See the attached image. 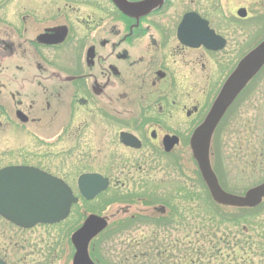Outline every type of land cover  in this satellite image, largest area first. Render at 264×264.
<instances>
[{
	"label": "flooded vegetation",
	"instance_id": "1",
	"mask_svg": "<svg viewBox=\"0 0 264 264\" xmlns=\"http://www.w3.org/2000/svg\"><path fill=\"white\" fill-rule=\"evenodd\" d=\"M125 1L136 5L146 0ZM0 3L8 9L0 13V128L29 130L39 140L46 138L41 146L50 149L67 143V157L79 153L82 159L105 160L113 171L107 176L85 172L71 182L50 167L57 152H38L35 168L62 180L77 202L68 217L55 224L27 229L3 219L17 233L0 259L7 264H16L17 256L20 264H73L72 237L96 216L106 219L108 227L90 242V259L94 264H121V259L113 262L112 251L102 245L105 232L116 219L114 233L119 236L112 241L132 242L135 239L128 234L140 231L135 228L154 225L167 215L164 206L153 204L154 181L145 179L161 170L156 165L175 152L185 153L180 132H193L203 123L239 63L264 41V0H163L148 12L132 14L124 13L113 0ZM56 70L70 72L72 78L61 77ZM45 77L49 85L38 81ZM263 89L264 67L216 132L242 96L245 129L260 128ZM65 96L72 116L79 112L91 122L57 123L54 111ZM177 114L183 120L170 123ZM172 140L176 143L167 150ZM131 172L146 175L138 183L140 189L124 200L126 206L107 213V204L96 202L113 187L124 186L122 181ZM91 174L107 179L108 187L87 199L79 179Z\"/></svg>",
	"mask_w": 264,
	"mask_h": 264
},
{
	"label": "rangeland",
	"instance_id": "2",
	"mask_svg": "<svg viewBox=\"0 0 264 264\" xmlns=\"http://www.w3.org/2000/svg\"><path fill=\"white\" fill-rule=\"evenodd\" d=\"M4 11L8 9L0 3V13ZM55 73L72 78L70 72L56 70ZM38 81L43 82V85L51 83L46 77ZM244 100V96L240 97L232 108L222 127L215 133L211 146L212 166L224 190L234 195H244L250 188L264 182V122L260 128L245 129L247 112ZM69 103V98L63 97L54 111L59 116L57 123L91 122L89 116L79 112L73 117L71 110L68 111L66 107ZM175 119L183 120V117L177 114L170 123L173 124ZM43 122L48 121L46 119ZM180 133L185 137V153L175 152L156 165V168L161 166V170L145 179L154 181L153 204L166 208L165 219L163 217L151 226L135 228L140 231L128 234L135 241L127 243L112 241L115 236H119L114 233L113 227L117 221L112 220L102 244L112 251L110 259L113 262L121 259V264H182L185 256L187 264H264V205L256 210L215 205L192 158L189 146L192 132ZM45 139L39 140L29 130L16 132L0 128V169L8 165L35 168L38 152L49 151L52 154L53 149L58 154L51 169L71 182L85 172H98L105 176L113 173L111 165L105 160L82 159L79 153L67 157V143L52 149L41 146V143H46ZM142 177L146 175L131 172L129 179L122 181L124 186L117 189L113 187L96 203L107 204L106 211L112 214L126 206L124 200L140 189L138 183L143 181L140 180ZM114 198L119 201H112ZM15 232L14 227L0 218V258L5 257L6 245L10 238H15L12 236ZM144 235L150 237L141 241ZM11 247L15 253L16 249ZM14 262L20 264L18 256Z\"/></svg>",
	"mask_w": 264,
	"mask_h": 264
},
{
	"label": "water",
	"instance_id": "3",
	"mask_svg": "<svg viewBox=\"0 0 264 264\" xmlns=\"http://www.w3.org/2000/svg\"><path fill=\"white\" fill-rule=\"evenodd\" d=\"M126 14L139 10L148 12L163 0H146L129 4L125 0H113ZM264 67V42L248 54L237 66L223 86L204 122L193 132L190 148L194 161L212 200L221 206L237 209H255L264 199V183L238 196L224 191L211 165L210 151L214 133L227 111L248 83ZM124 142L132 144L124 137ZM176 143L172 140L170 150ZM82 195L92 199L108 187L107 179L100 175H83L79 179ZM77 202L70 188L60 179L32 167H8L0 170V216L23 228L37 224H55L65 220L71 206ZM108 222L91 216L73 235L76 248L73 264H94L90 259V242L104 231ZM0 264H5L0 260Z\"/></svg>",
	"mask_w": 264,
	"mask_h": 264
}]
</instances>
